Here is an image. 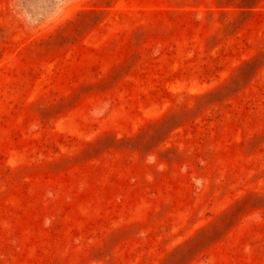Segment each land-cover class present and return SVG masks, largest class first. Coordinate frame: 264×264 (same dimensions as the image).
Instances as JSON below:
<instances>
[{
    "label": "rangeland",
    "instance_id": "rangeland-1",
    "mask_svg": "<svg viewBox=\"0 0 264 264\" xmlns=\"http://www.w3.org/2000/svg\"><path fill=\"white\" fill-rule=\"evenodd\" d=\"M0 264H264V0H0Z\"/></svg>",
    "mask_w": 264,
    "mask_h": 264
}]
</instances>
